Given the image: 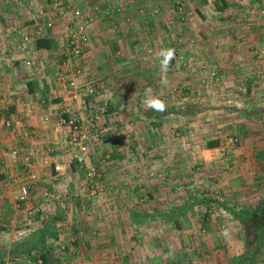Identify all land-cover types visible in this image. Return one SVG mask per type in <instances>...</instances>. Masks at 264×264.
<instances>
[{
  "label": "crops",
  "instance_id": "obj_1",
  "mask_svg": "<svg viewBox=\"0 0 264 264\" xmlns=\"http://www.w3.org/2000/svg\"><path fill=\"white\" fill-rule=\"evenodd\" d=\"M72 1L64 3L69 6ZM115 1L89 0L92 10L96 8L95 21L85 54L79 59L84 77L95 76L103 82L97 103L108 102V111L102 119L96 117L99 110L80 109L78 103L74 107L84 118L95 117L104 141L94 147L89 162L97 164L104 154L112 153V160L101 168L102 179L115 184L111 191L120 194L90 197L81 185L84 171L63 146L70 130L59 124L65 92L56 72L67 46L69 26L54 7V0H0V41L16 40L25 31L33 36L26 52L15 51L10 58L0 53V264L8 260L30 264L29 256L37 251L40 253L34 259L41 264H70L71 259L74 264H185L189 256L193 263L206 257L212 264L222 260L243 264L240 258L247 234L242 212L264 208V56L257 52L264 46V20L249 17L246 5L242 7L239 0H189L190 18L184 27L179 26L186 30V37L201 36L203 42L198 55H187L185 38L167 34L170 15L166 0H144L143 7L134 0H123V5ZM250 1L264 6V0ZM252 3L245 4L255 5ZM154 6H162V13L155 15ZM42 9L58 17L52 28H42L37 36L36 30L44 26L39 23L43 22ZM106 9L116 10L112 18L105 16ZM232 31L244 41L232 40ZM204 33L224 36L223 45L209 51L223 71L228 95L240 80L255 75L244 93L235 94L241 109L226 106L224 88H203L200 83L209 78V70L202 64L203 49L209 45ZM40 37L49 38L54 47H39ZM170 41L185 47L178 55L181 61L171 62L166 73L176 91L167 84L166 100L173 101H165L164 112L152 110L154 119L148 120L143 115L152 113L144 109L146 89L151 88L150 95L161 98L167 91L161 83L162 58L158 53ZM149 42L154 45L153 56H145ZM184 56L192 60L182 62ZM27 59L35 64L27 66ZM182 84L188 87L186 96ZM195 95L202 97V105H197ZM6 119H12L16 126L6 127ZM219 128L238 135L242 144L219 153L223 143L217 135ZM31 129L36 134L29 135ZM172 129L179 133L196 130L194 143L205 144L206 149L168 148L179 144L170 135ZM210 141L218 145L207 146ZM129 145L139 149L135 157H131ZM49 147L55 148L51 163L39 169L29 196L22 198L21 186L29 181L25 150L39 157ZM13 148L20 151L19 162L9 154ZM211 158L215 160L210 162ZM204 162L209 165H198ZM153 169L158 177L144 175L145 170ZM207 169L213 173H206ZM178 185L183 188L179 190ZM206 187L217 192L218 198L201 197ZM49 191L61 194L62 202L45 203ZM141 191L150 196L145 204L149 209L164 212H156L157 217L135 212L134 202ZM38 206L43 212L32 213ZM225 230L227 237L222 235ZM52 239L54 244L67 243L76 253L62 257L56 248L39 250ZM261 251L258 264H264V249Z\"/></svg>",
  "mask_w": 264,
  "mask_h": 264
},
{
  "label": "built area",
  "instance_id": "obj_2",
  "mask_svg": "<svg viewBox=\"0 0 264 264\" xmlns=\"http://www.w3.org/2000/svg\"><path fill=\"white\" fill-rule=\"evenodd\" d=\"M141 2L142 0H134ZM65 0H54V7L59 10L60 17L67 22L69 30L67 33V46L61 55L58 69L56 72L57 80L64 86L65 98L63 101V112L59 119V124L67 126L70 130V135L63 142V146L70 152V158L74 161L83 171L84 178L81 185L85 188L88 196H94L96 194L104 193L107 187L103 184V173L102 166L108 164L113 156L111 152H107L102 156L100 162L90 163L89 157L97 146H100L104 141V136L101 133V129L98 123L93 118H84L83 115L75 109V104L81 105L80 109L87 110L91 107L92 110H99L96 113V117L105 118L104 114L108 111V102H104L102 105L97 103V99L100 96V88L103 82L98 77H84L83 68L79 63V59L84 56L87 41L90 37L96 12L90 7L88 3L89 0H73L69 6L65 5ZM86 2L88 4H86ZM178 13L180 15L181 21H187L188 15L185 10V5L183 0H177ZM113 9L104 10L106 17H112ZM94 11V12H93ZM264 13V10H262ZM41 15L44 17V26H39L37 31V36L42 33V28H52L57 21V17L54 13L47 12L42 9ZM33 36L29 31L22 32L20 38L16 40H9L7 43L0 41V53L4 58H10L11 54L15 51L26 52L27 47L32 40ZM151 51V50H150ZM264 54L262 49L260 54ZM27 66H33L35 64L34 60L27 59L25 61ZM212 77L219 80L220 75L217 70H209ZM255 75L251 73L247 78L241 82L242 90L246 88V84L252 81ZM250 83V82H249ZM166 96L162 97L165 98ZM6 127L12 129L16 126V123L12 119L5 120ZM29 135L36 134L35 130H29L27 132ZM180 135V133H176ZM239 138L233 135H226L222 138V146L218 149L219 153H225V150L234 147L238 144ZM94 142V143H93ZM95 147V148H94ZM202 149H206V145L202 144ZM46 152L42 156H36L34 152L30 150H25V168L28 170L29 181L22 184V198H27L29 196L32 182L38 179L39 169L43 166L49 165L52 161V155L55 148L49 147L45 150ZM96 151V150H95ZM218 152V151H217ZM9 154L15 162H19L20 151L18 148H13L9 151ZM55 168L60 170L59 164H56ZM151 176H155V172L150 173ZM182 185H178V189L181 190ZM195 194V192H193ZM200 196H213L217 197V192L210 190L209 187L205 188L201 192ZM63 200L61 194L55 191H49L44 196L45 203L59 204ZM144 200V198L142 199ZM43 212L42 207L38 206L31 210L32 213ZM63 219V218H62ZM65 219L64 221H66ZM63 221V222H64ZM62 224V223H61ZM65 248V246H62ZM30 264H40L35 259L28 260ZM5 264H13L11 261H6Z\"/></svg>",
  "mask_w": 264,
  "mask_h": 264
},
{
  "label": "rangeland",
  "instance_id": "obj_3",
  "mask_svg": "<svg viewBox=\"0 0 264 264\" xmlns=\"http://www.w3.org/2000/svg\"><path fill=\"white\" fill-rule=\"evenodd\" d=\"M188 1L189 0H183V2H184V5H185V10L187 11V15L189 14L188 13V10H189V7H188ZM116 2V1H115ZM135 2H137V1H135ZM165 2H167V14L168 15H170V17H169V20H168V25H169V28H168V35H171V36H175V37H180L181 35L183 36V39L185 38V41H186V43L185 42H183V43H185V45H183V46H185L186 48H187V50L185 51L184 50V52H186L187 53V55H198L197 54V52L198 51H200V50H202L201 49V43L203 42L202 40H200L201 38V36L199 37V36H190V37H186L187 36V33H186V30L185 29H183V27H184V25L185 24H187L188 23V20H189V16H188V19H187V21H181L180 19V15H179V13H178V3H177V0H166ZM239 3L238 4H240L242 7L244 6V5H246V8L247 9H245V12H246V14L247 15H249V17H251V18H253V19H256V20H264V13H262V10H264V6H262V7H258V5L256 6V2H254V1H250V0H239L238 1ZM250 2H253L255 5H250V6H248L247 4H249ZM144 4V0H142L141 2H137V5H139L140 7H143V6H141L140 4ZM224 3V2H223ZM245 3H247V4H245ZM252 3V4H253ZM115 4H118V5H123V0H117V2L115 3ZM114 3H112V5H115ZM144 7H145V5H144ZM220 7H222V6H220ZM223 7H226V5L224 6V4H223ZM122 8V7H121ZM140 9H142V8H140ZM107 10V9H106ZM122 10V9H121ZM121 10H119V12L121 11ZM162 11H163V7L161 6V7H155L154 6V9H153V12H154V14L155 15H159L160 13H162ZM112 12L113 13H115L116 12V10L114 11V9L112 10ZM113 17V16H112ZM111 17V18H112ZM260 17V18H259ZM43 18L44 17H40V19H42V21H43ZM39 23H42L43 24V22H41L40 20H39ZM179 24H182V26L180 27L179 26ZM183 30H182V29ZM180 30H181V32H180ZM214 34H211V36L210 35H206V33H204V35L202 36L203 38H204V41H209V45H208V47L206 48V49H203V51L205 52V53H203L202 55H204L203 57H202V64H204L203 66H204V70H213V69H215V70H217V72L219 73V75H220V79L219 80H217V79H215L214 77H212L211 75H210V73H209V78H205V79H202V80H200V83L202 84V86H203V88L204 87H208V88H213V87H215V88H217V89H222V88H224L226 91H225V94L224 95H228V92H227V87H224L223 85H224V80H223V77H222V73H223V71L221 70V68H220V66H218V65H216V63H215V61L213 60V58H211L210 56H212L211 55V53H210V51L209 50H212L214 47L216 48H218L219 46H222L223 45V38H224V36L222 35L221 36V34L220 33H217V34H215L214 36H213ZM213 36V37H212ZM210 37V40H208V38ZM231 37H232V40H235L236 42L237 41H239V42H242V41H244L243 39H242V37H240V36H238L235 32H231ZM152 40V39H151ZM261 40L264 42V30H263V32H261ZM152 42H154L153 40H152ZM175 42H178V40L177 41H175ZM175 42H166V46H165V48H168V47H172V48H174L175 49V58L171 61V62H175L176 61V59L178 58V60H180L181 61V57L179 58V53L181 52V47H183L181 44H179V43H175ZM149 43H151V42H149ZM149 43H147L148 44V49H147V44H146V51L147 52H149V53H147L146 52V54H145V56H153L154 54H155V49H154V45H153V43H151L150 45H149ZM207 43V42H206ZM211 45H214L213 47H211ZM185 47H183V49L185 48ZM264 50V46L263 47H261V48H259L258 47V50H257V52L260 54V52H261V50ZM151 50V51H150ZM215 50V49H214ZM208 52H209V54H208ZM121 53L122 52H120V54L119 55H121ZM257 53V54H258ZM256 54V53H255ZM262 54V53H261ZM262 56H264V54H262ZM143 57V56H142ZM183 57V56H182ZM190 57V56H189ZM192 57V56H191ZM190 57V58H191ZM200 59V58H199ZM192 59H188V58H185V56H184V58L182 59V62H190ZM199 61H201V60H199ZM213 63H215V64H213ZM187 64V63H186ZM255 78V77H254ZM243 80L244 79H242V80H240L239 81V83L235 86V89H234V91H233V93L231 92L229 95H228V97L225 99L226 101H227V103H226V106L229 108V107H231V108H233V109H241L242 107H243V105L241 104V101H238L237 99H236V96H235V94H241V93H244L247 89H248V87H249V84L250 83H252L253 81H249L246 85V88H244L243 90H242V85H241V82H243ZM199 83V84H200ZM168 84L170 85H173L172 86V89L173 88H175V83H173V82H169L168 81ZM181 88H182V90H183V95H185V93L187 94V92H186V89H188V87L187 86H185V84H182V86H181ZM166 90L167 91H164V93H162V94H164V96H166L165 98H162V99H164L167 103H169V102H172L173 100L171 99L170 100V98H168L167 100H166V98H167V92H168V85H167V87H166ZM174 90V89H173ZM177 90H179L178 89V87H177ZM174 91H176V90H174ZM171 93H173V92H171ZM232 95V96H231ZM234 95V96H233ZM163 96V97H164ZM186 96V95H185ZM195 96H197V95H195ZM194 96V97H195ZM161 98V97H160ZM195 100H196V103H197V105L199 104V105H202L201 104V102H203V99H202V97L201 96H197L196 98H195ZM195 102V101H194ZM166 103V104H167ZM262 108H264V107H262ZM144 109H145V111H146V113L147 112H149V113H151V109H149V108H147V106H146V104H145V107H144ZM186 109H187V107H186ZM182 110H185V108H183ZM181 113V112H180ZM143 115L145 116V118L146 119H148V120H152L153 121V119H154V116H153V111H152V113H151V116H149V114L147 115V114H145L144 112H143ZM150 117V118H149ZM152 118V119H151ZM142 120H145L144 118L142 119ZM171 132H170V135H171V137H173L174 136V139H176L175 141L176 142H178L179 144L177 145V147L176 146H172V145H169V146H167L168 148H173V149H184V150H188V151H194V150H196L197 149V147H198V149H201V147H202V144H200V143H194V140H195V137L196 136H198V132L196 131V130H193L191 133H184V132H182V133H180V135H177L176 133L177 132H174V130L172 129V130H170ZM189 132V131H188ZM179 133V132H178ZM124 135H126V133H123ZM123 134H122V136H123ZM217 135H218V137H219V139H222V138H224L226 135H233V136H236V137H238L239 138V140H238V144L236 145V146H234V148L235 147H237V146H239V145H241L242 144V140H241V138L238 136V135H236V134H233V133H227V132H225L222 128H219L218 130H217ZM121 136V135H120ZM130 146V145H129ZM208 146V145H207ZM143 147H146V146H143ZM147 147H149V146H147ZM133 148V149H132ZM136 150H139V149H137L136 147H135V145H131L130 146V148H129V152H130V155H131V157H135V155H136V153H137V151ZM141 150V149H140ZM143 155L145 156V153H143ZM132 160H134L133 158H132ZM209 160H211L210 162H212L213 160H215V158L213 159V158H211V159H209ZM225 165L226 164H228V160L226 159V163H224ZM199 166L201 165V166H204V167H206L207 165H209V164H207V163H199L198 164ZM209 172H206V173H213V172H211L209 169H207ZM151 172H155V176H151L150 175V173ZM144 175H146V177H148V178H152V179H154V178H156V177H158V173H157V171L155 170V169H153V170H151V171H147V170H145L144 172ZM206 176V175H205ZM216 175H214V177H215ZM127 182V181H126ZM103 184L105 185V187H107V190L106 191H104V193H102V194H104V195H107V196H110V193L112 194V192H113V194L115 195V196H117V195H119L120 193L118 192V191H115V190H113V191H111V187L112 186H115V184L114 185H111V183H109V182H103ZM127 185V184H126ZM135 188H137V186H135ZM207 188V187H206ZM142 192V194L140 195V197H139V199L137 200H135V202H134V209H135V212H137V213H141V214H153V216L154 217H157L158 216V214L156 215V212H159V211H161V212H164V210H152L151 208L149 209V207L147 206V205H145L146 204V202L147 201H149L150 200V196L148 195V193H146V192H143V191H141ZM144 194V195H143ZM144 198V200H142ZM136 204H139V205H136ZM109 210V209H108ZM152 210V211H151ZM109 212L110 213H112V210H109ZM223 212L228 216V215H230V213H229V211L228 210H226V209H224L223 210ZM113 213H114V210H113ZM62 227H64V224L62 223L61 224V226H60V228H62ZM200 230H201V232H203V233H205V229L203 230L202 228H200ZM257 233H258V231L254 228V225H253V223H251L250 222V224H249V226L248 227H246V234H247V236H246V249H245V251L242 253V256H243V258L241 257L240 258V263L241 262H243V264H258V254H260L261 252L260 251H258V238H257ZM65 246V248H63L62 246ZM51 248H56L57 249V252H60V255L63 257V256H65L66 255V253L68 254H75L76 253V250H75V248H72L70 245H68L67 243H63V242H56L55 244H54V241L52 240L51 242H49V241H45L44 242V244L43 245H41V246H39V250L40 251H42V250H46V251H49L48 249H51ZM236 248H238V247H236ZM55 249V250H56ZM44 252V251H43ZM186 252H190L189 250H186ZM40 252H35L33 255H31V256H29V258L30 259H32L33 261H34V256H36L37 257V255L39 254ZM209 258H206V257H204V258H201V257H199V258H197V260H198V263H193V261H192V257H188V259L187 260H184V263L186 264V263H192V264H212L211 262H209L208 263V260ZM38 262V261H37ZM72 262V263H71ZM40 263V262H39ZM214 264H215V262H213ZM228 262H226L225 260H222V262H216V264H227ZM41 264V263H40ZM55 264V263H54ZM70 264H74L73 263V259H71L70 260ZM230 264V263H229ZM232 264H235L234 263V260H233V263Z\"/></svg>",
  "mask_w": 264,
  "mask_h": 264
},
{
  "label": "clouds",
  "instance_id": "obj_4",
  "mask_svg": "<svg viewBox=\"0 0 264 264\" xmlns=\"http://www.w3.org/2000/svg\"><path fill=\"white\" fill-rule=\"evenodd\" d=\"M158 56L162 59L160 60V68H161V83L165 86L168 84L166 73L170 67L171 61L175 58V49L172 47L162 48ZM152 89H146V99L144 103L146 104L147 108L156 111V112H164L166 111L167 104L164 99L160 98L159 96L150 95ZM222 235L227 237L229 233L227 230L222 232Z\"/></svg>",
  "mask_w": 264,
  "mask_h": 264
},
{
  "label": "trees",
  "instance_id": "obj_5",
  "mask_svg": "<svg viewBox=\"0 0 264 264\" xmlns=\"http://www.w3.org/2000/svg\"><path fill=\"white\" fill-rule=\"evenodd\" d=\"M37 45L39 47H46V48H53L54 43L49 38L40 37L38 38ZM218 145V142L216 141H210L208 143V146H216ZM210 198V197H208ZM210 200H214L213 198H210ZM218 200V199H215ZM241 220L244 222L245 227H248L250 222L253 223L254 228L258 231L257 238H258V251H261L264 249V208L261 210H244L242 212ZM56 229H55V236L56 235ZM54 239H57V238ZM54 239H52L54 241ZM262 252V251H261Z\"/></svg>",
  "mask_w": 264,
  "mask_h": 264
}]
</instances>
